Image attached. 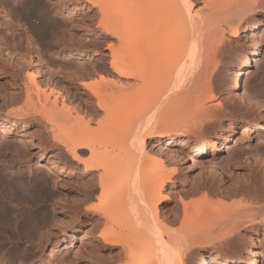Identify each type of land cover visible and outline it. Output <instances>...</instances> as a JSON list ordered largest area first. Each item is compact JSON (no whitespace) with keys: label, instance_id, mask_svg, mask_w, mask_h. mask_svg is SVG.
Returning a JSON list of instances; mask_svg holds the SVG:
<instances>
[{"label":"bare ground","instance_id":"bare-ground-1","mask_svg":"<svg viewBox=\"0 0 264 264\" xmlns=\"http://www.w3.org/2000/svg\"><path fill=\"white\" fill-rule=\"evenodd\" d=\"M12 1L16 0H0V15L3 18L0 24H3L4 32L6 31V34L3 32L5 34L3 36L6 40H12L13 30L7 33L12 26V18L9 19L10 15L17 20L29 19L30 22L26 28L30 32L33 42L40 49H35L37 51V61H34L29 53L32 51H30L31 48L28 47V43L25 45L23 53L20 52V48L17 46L13 51L5 52L7 58L4 57V54H1L2 50L0 48V71L4 73L7 71L6 68L10 67L11 86L15 88L11 92L12 94L5 96V105L19 103L22 92L27 98H25V103L27 100L26 105L21 104L22 106H16L17 108H13L14 105H12L11 109L6 110L4 115L13 116L14 119H2L1 123L7 127L21 126L25 124L26 120L41 118L43 124L48 125V130L56 143L62 145L74 160L83 163L86 175L97 172L95 174L98 178L97 183L100 192L105 191L106 187L107 190L110 183L114 187L113 191L107 192L108 195L111 192L108 197L103 195L105 192H102L103 197L106 196L104 198L108 199L103 206L100 203L101 205L98 204L97 207L87 206L82 209L81 202H79L75 204L76 209L71 213V216L73 215L75 218L82 215L92 216L93 221L90 227L92 232L96 231L101 222L105 223L104 227L99 232L97 231L98 234L95 238L98 242L101 241L102 247L108 254L105 256L103 254L101 260L93 264H103L105 261L115 263L123 256L122 254L130 257V264H188L189 260L192 259L191 253L195 248V244H197L196 246H198V243L210 244L215 250L223 246L234 247L235 240L238 239L239 241L244 233L253 232L260 226L264 228V189L259 186V177L261 179V176L254 172L253 169L255 168H251L250 163L247 177L236 179L230 182L227 187H224L221 169L216 165H212L209 171L203 173L197 182H192L191 187L189 186L190 188L186 189V182L178 180L180 176L175 174V168L169 169L163 163L164 161L162 162V159L154 162L145 160L146 154L149 152L146 150L148 137L161 139L163 136H167L164 139L167 141L166 144H173L174 142L181 144L189 148V152H202L206 149L203 145L201 147L192 145L190 141L194 140L196 135H202L201 132L204 129L207 135L208 131L204 127L208 128V126L222 122L220 118L222 115L220 111L222 110H218V107L224 103H219L220 100L216 101L218 97L214 99V94L218 92L213 91L214 89L211 91V85L213 84H211L212 81L210 82L211 76L214 73V76L217 74V70L214 71V69L221 62L220 58H222L219 55L218 59L215 55V52L221 46L219 41L223 38L225 29H228L227 31L232 34H236L241 24H246L250 19L257 18L254 23L246 24V29H244L245 38L250 39L252 34L249 31L256 30L260 28L261 24H264V21H261L258 17L264 11V0H203V6L200 8H195L196 0H107V2L104 0H86L92 7H98L103 17L106 15L109 19V15L112 13L121 15L122 20L114 24L110 20L111 23H108L109 21L105 20L106 16L101 18L102 20L99 23L104 28V34L116 35L120 42H124L121 39L127 35L126 31L130 22L136 21L139 30L136 41L132 46H129L131 52L114 49L111 51L113 53H111L109 61L114 74L118 77L132 79L133 84L123 86L118 85L119 82L118 84L113 81L108 82L104 79L103 74L100 75L99 80L82 82L81 84L86 90L83 92L87 96L90 94L95 98V103L99 110H102L103 117L98 119L95 115L97 118L95 120L94 114L98 112V109L92 108L93 116L86 118L87 120L83 118L87 124L83 123L85 127L82 130L77 129V131H71V129H74L70 125L71 119L74 118H70L71 108H67L68 104L57 91H40L37 74L30 70H26L24 80L21 81L20 79L22 67L27 68L32 63L38 67L46 66V68H49L51 58L44 62L41 57L42 54L40 55L41 52L44 53L45 51L42 50L44 44L47 47H53L52 41H46L49 36L53 35L55 30L52 20L50 21L45 15V12L48 13V5L41 0H18L13 4ZM223 13L225 15L221 21L226 28L219 26V24L214 25L215 18ZM212 25L216 27L213 26V30L210 29ZM211 36L212 38H210ZM4 37H1L0 40H2V44L6 45L7 41L3 40ZM213 37L215 38L213 39ZM44 39L45 41H42ZM211 39H213L212 42ZM17 44L21 45L19 42ZM248 44L246 51L239 54L237 58L241 67L249 65L256 52L255 47H251L252 43ZM218 52L224 54L221 53L222 51ZM130 53L132 55H129ZM89 57L92 58V55ZM14 60L17 61L15 64L13 63ZM20 61L23 62V66L18 64ZM103 64L99 63V66H103ZM262 70L264 72L263 68ZM257 78L260 77H253L250 78V82L248 81V89L244 91L248 97L247 102L242 100L241 97L238 102L236 101L237 103H230V99L227 101L234 106L229 105L230 107L236 108L238 111H241L243 106H247L245 108L248 110L253 109V112L255 111V114L253 113L254 115L249 119L240 116L231 123L233 125L232 131L238 124H240L242 130L241 137L236 138L235 142L240 141L246 145H249V143L244 138L255 137L259 139L260 136L264 137L262 135L264 132V83L260 84L259 88L261 85L263 86L260 88L261 90H258L259 83L257 80L261 81V79ZM235 86H237V82H235ZM195 89L200 91L201 94V91L207 89L209 92L206 90L205 93L208 92L206 94L208 97H203V100L200 98L199 101H195L196 103L194 102L190 106L188 103L189 96L192 95ZM34 91H37L35 93L37 94L35 103L29 101L32 99H30V92ZM210 91L214 94H211ZM50 94L54 95L53 102L55 105L57 102H61L63 106L61 110L58 108L55 110L53 107L54 110L45 109V105L49 103ZM219 96L221 95L219 94ZM205 98L210 99V102H204ZM212 99L215 100L214 103L211 101ZM227 104L226 106L224 104V107L222 106L224 110H226ZM257 106H260V108ZM129 109L134 110L130 111ZM214 115H216L215 118ZM223 115H225V111ZM111 118L115 122L112 123L113 125L111 124L112 127L106 132L104 148L122 147V151L115 155L106 156L95 150L96 147H94L90 138V133L96 130L102 132ZM217 118H220V120ZM74 120L78 121L75 118ZM92 122H95L96 128L94 127L95 124L91 126ZM202 123L205 124H203L204 127L201 130ZM65 132L67 134L61 135ZM181 136H186L187 139ZM258 146L261 152H264V143L258 144ZM57 148L59 149L58 146ZM76 149H85L87 155L84 157L77 154ZM231 152L236 160L242 151L236 149ZM253 161L251 164L259 165L258 161ZM229 167H231L230 164ZM63 168L60 167L59 172L70 174L66 168ZM231 177L233 178L232 175ZM46 181L43 178L35 182H41L42 184L50 182ZM175 183L176 186L173 187L172 185ZM172 187L175 188L178 198L173 206L174 211L172 210L175 213H172V217L167 220V217L164 216L166 213H161L159 206L160 204H166L171 199ZM166 190H168L167 193ZM196 192H202L204 198L201 193L200 197L206 201L209 193L219 196L223 200L222 202L228 201L225 200L226 198L231 199L240 194L250 196L252 201L250 200L246 205H242L245 203L240 202L242 203L241 206L238 205L239 202L238 204H232L233 206H230L233 210L231 207H227L226 202L222 204L221 200L219 203V200L217 201L216 206V203H213L214 206L211 204L213 207L208 206V203L211 202L210 197L207 204L203 202L205 206H198L197 202L195 205L193 201H185L186 196ZM98 197L100 198L99 195ZM178 204L181 206V210H179L182 213L181 220H179L181 224L173 227L172 223L174 224L179 219ZM211 208L213 210L217 208L214 213L220 214H210ZM217 210H219L218 213ZM229 211H232L231 214H229ZM207 213L212 215L211 220L214 215L219 216L217 217L218 220L216 219L222 226L219 227L222 229V231L220 229L219 234L214 235L212 232L202 231L204 227L201 228V225L210 221V219L204 220L207 223L203 221V219H206ZM198 221L203 224L199 226ZM212 222L211 224L215 223V221ZM209 223L208 227L211 226ZM190 224L196 226H189ZM260 236V234H255V237L250 240L246 260L241 257H226L220 251H214L212 258L218 260L219 264H259L257 249L264 245V239ZM52 251L53 249L49 251V255ZM206 256L208 255H201L197 264H207Z\"/></svg>","mask_w":264,"mask_h":264},{"label":"rangeland","instance_id":"rangeland-1","mask_svg":"<svg viewBox=\"0 0 264 264\" xmlns=\"http://www.w3.org/2000/svg\"><path fill=\"white\" fill-rule=\"evenodd\" d=\"M17 1L18 0L12 1V4ZM41 1L48 5V13L45 12V15L50 21L52 20L55 30L53 35L49 36V38L47 36L48 39L46 38V41H52L53 47L50 48L44 44L42 46L44 49L42 48V50L45 51L44 53L41 52L40 55H43H41V57L44 62H46L48 58H51V61L49 63V68H46V66L38 67L37 65H34V63L27 68L22 67L20 79L21 81L25 79L26 70L35 72L40 86L39 90H45L46 92H51L50 90L57 91L68 104L67 108H71L72 117L70 114V118L74 117L78 120H74L75 123L73 121L74 118L71 119L70 125L74 127L71 131H77V129L82 130V128L85 127L83 123L87 124L85 121L87 120L86 118L93 116L92 108L98 109V112L94 114L98 119L103 117V112L102 110H99L96 105L95 98L90 94L87 96L83 92L86 90L81 83L99 80L100 75L103 74L104 79L108 82L113 81L117 82V84L119 82L118 85L123 86L126 84H128L127 86L133 84L132 79L118 77L114 74L111 70L109 61L111 59V53H113L111 51L114 49L131 52L129 46H132L136 41L139 28L136 21L130 22L126 31L129 36L125 35L124 38L121 39V41L124 42H120V39L116 35L104 34V28L99 22L102 20L101 18H104L106 15L103 17L98 7H92L86 0ZM104 1L107 2V0ZM202 6L203 0L195 1V8H200ZM115 14H110L109 19L106 16L105 20H110L113 24L121 21V15ZM220 15L221 14L215 18L214 25L217 26L219 24V26L226 28L221 21L225 13L221 16ZM258 17H260L261 21H264V11ZM11 18L12 26L7 33H10L11 30H13L14 34L11 36L12 40H6L3 36L6 34V31L4 32L3 24H0V39H2L1 37H4L3 40L5 39V41H7L5 45L2 44L3 42L0 40L1 54H4V57L7 58L6 53L8 51H13V49H16L17 47L20 48V52L22 51L21 53H23V51H25L24 47L28 43V47L30 46V51H32L28 52L31 54L32 60L34 59V61H37L36 50L37 48H40L33 42L32 36L26 28L27 25H29V19L17 20L10 15L9 19ZM2 19L3 18L0 15V23ZM256 19H250L246 24H252ZM110 21L108 23H111ZM216 22L218 23L216 24ZM246 24H241V27L236 34H232L227 31L228 29H225L223 31V40L221 39L222 42L219 41V44L222 47L219 45L221 49L218 48L219 50L217 49L215 52V55H217L216 57L221 55L219 57L222 58H220L221 62H219L214 69V71L217 70V74L214 76L215 73L213 72L214 74L211 76L212 80L210 79V82L212 81L211 84L213 85H210L212 87L211 91L214 89L213 91L218 93H215L216 95L211 91L210 93L214 94V99L218 97L216 101L220 100L219 103H224V106L228 103V99H230V103H237L240 97L245 102L248 101V97L244 91L245 89H248L247 85L250 82V78L257 76L260 77L257 78L261 79V81L257 80L259 83L258 87L256 86L257 89L261 83H264V72L262 70V68L264 69V24H261V26H259L260 28L256 30L249 31V33L252 34L250 39L245 38L244 29H246ZM214 25H212L210 29H212ZM217 37L218 35L216 36V39ZM210 38H212V36ZM214 38L215 37H213V39ZM213 39H211V42ZM247 40H250V42ZM42 41H45V39ZM18 42L21 44L20 46L17 44ZM216 42L218 43V41ZM248 43H252L251 47L254 46L256 52L251 59V63L246 67H241L237 58L239 54L246 51L247 46L249 45ZM218 51H222L221 53L224 54H219L220 52ZM90 55H92V58L89 57ZM129 55L132 54L130 53ZM15 62L17 61L14 60L13 63L15 64ZM99 63L104 64L103 66H99ZM18 64L20 66L22 64L23 66L22 61H20V63L18 62ZM6 70L7 71L4 73L0 71V264H93L94 262L101 260L103 254L104 256L108 254V252L102 247L101 241L98 242L95 238L99 230L104 227L105 223L101 222L96 231L92 232L90 231L93 221L92 216L86 217L85 215H82L75 218L73 215L71 216V213L76 209L75 204L79 202H81L82 209L87 206L97 207L100 203L103 206L105 201L108 200L105 199L106 196L108 197L111 193L110 192L108 195L107 192L111 190L113 191L114 187L109 182L110 184L108 185L110 186H108V189L106 190V187L105 191H102L105 193L103 194L100 192L97 183L98 178L96 177L97 172L95 171L92 173L93 175L89 174L90 176L86 175L84 173L83 163L74 160L62 145L56 143L51 132L48 130V125H44L43 120H40L41 118L36 120H26L24 122L25 124L21 126L7 127L1 123L2 119H14L13 116L4 115L7 109H11L12 105H14L13 108H15L16 106L20 107L22 106L21 104L26 105L27 103V100L25 103V94L22 92L19 103L5 105L4 99L12 94L11 92L15 89L11 86L10 67L8 66ZM218 74L220 75L217 76ZM235 82H237V86H235ZM214 84H219L220 86H218L221 89L217 85L215 87ZM263 85H261V87ZM260 88L258 90H261ZM206 90L207 89H205V91ZM205 91H201V94L197 89L193 90L192 95L190 94L189 96V105H193L194 102L199 101L200 98L203 100V97H208L206 94H208L209 91L207 90V93H205ZM35 93H37V91L30 92V99L32 98L33 100H29L32 102L34 101V103L37 101V94ZM219 94L223 97L219 96ZM50 96L48 98L49 103L47 102L48 104L45 105V109L51 110L53 107L55 110L57 108L61 110V108H63L61 102H57L56 106L53 102L54 95L50 94ZM225 98L226 100H224ZM205 99L204 102H210V99ZM214 99L211 100L213 103L215 102ZM223 105L218 107V110L223 111V113L220 111L222 114L220 116L222 122L220 124L215 123V125L208 126V128L212 127L209 129L210 131L207 127L203 126L205 123H202L201 130L202 127L206 128L208 131L207 135L204 129L201 132L202 135L198 134L194 140L190 141V143L195 146L199 145V147H201L203 145L206 147L205 150L202 152H189V148L182 146L181 144L175 142L173 144H166L167 141L164 139L167 138V136H163L161 139L148 137L146 140V150L149 152H147L145 160L154 162L158 160L161 161L162 159V162L164 161L163 163H165L169 169L175 168V174L180 176L178 180L186 182V189L191 187L192 182H197L203 173L209 171L212 165L218 166L219 169H221L220 171L223 172L221 178L224 181V187H227L230 182H233L236 179H241L244 176L247 177V174L249 173L248 168H250L251 165V168H255L253 169L254 172H256L258 176H261V179L259 177V186H261V189H264V152H261L260 147L258 146V144L264 143V137L260 136L259 139L255 137L250 139L244 138V140L249 143V145H246L240 141L235 142V139L240 138L242 135V130L239 126L240 124L234 128V131L231 130L233 127L231 123L236 121L237 117L244 116L243 118L249 119L255 114V111L253 112V109H249V111L245 108L247 106H243V109L238 111L236 108H232L234 106L229 103L225 108L226 110H224ZM257 107L260 108V106ZM224 111L225 115H223ZM88 112L89 114H87ZM263 114L261 113V115ZM96 116L95 120L97 119ZM215 117L216 115H214V118ZM220 118L217 119L220 120ZM112 119L113 118H111L110 121L108 120V125L102 130V132L96 130L95 132L90 133V138L92 139L94 147H96L95 150L101 155L110 156L122 151V147L104 148L106 132L112 127L111 124H114L115 122V120L113 121ZM79 121H81L82 124H80L81 122L78 123ZM91 124V126H93L95 122H92ZM94 127L96 128V124ZM90 130H92V128ZM65 134L67 133L65 132L61 135ZM262 135H264V132ZM181 137L187 139L186 136ZM213 144L215 146H212ZM55 145H57L59 149ZM236 149L239 151L241 150L242 152H240L241 156L239 155L238 159L235 160L231 151ZM76 153L84 157L87 155L85 149H76ZM253 160L258 161L259 165H256L255 163H253L254 165L251 164L254 162ZM229 164L231 167H229ZM60 167H64L63 169L66 168L70 174L59 172ZM229 177L231 178L228 181ZM43 178L50 182H48V184L35 182ZM112 184L114 183L112 182ZM172 186L175 187L176 183ZM173 187L171 188L173 191L169 190L173 192H169L171 193V199H169L166 204H160L159 206L160 212L163 214L166 213L164 216L167 217V220L172 217V213H175L173 212V206L178 198L176 190ZM201 191L203 192V190ZM167 192L168 190H166V193ZM202 192L189 194L184 199L189 202L193 201L195 205L197 202L198 206H205L204 203L207 204L210 198L211 202L210 204L208 203V206H211V204L213 205V203H216V206L218 200V203L220 200L221 202L223 201L214 193H209L208 200L206 201L203 199L204 196ZM200 193L203 198L200 197ZM102 194L106 195L104 196L105 198ZM225 200L228 201H225L226 203L222 202V204H228L227 207L229 206L231 208L234 204H238V202L245 203L238 204L241 206V204L246 205L250 200L252 201L251 197L245 194L236 195L231 199L226 198ZM219 206L220 204L218 205V208ZM216 209L214 208L213 210V208H211L210 214L214 213ZM179 210H181L180 204H178L179 219L177 220L178 222L176 221L174 223L175 225L172 223L173 227L181 224L179 220H181L182 213ZM175 211L177 210L175 209ZM218 211L219 210H217V213ZM230 212L232 211H229V214H231ZM210 214L207 213V217L205 215L206 219H203L202 217L203 221L209 220L213 215ZM214 214H216V212ZM217 217L219 216L214 215V220L210 219V221H207L208 223L210 222L209 225L211 226L209 227L207 226L208 223L206 221H204V223L207 224L199 223L200 221H198L199 226L200 224H203L201 225V228H205H202V231L212 232L214 235L216 233L219 234L221 229L219 227L221 225L219 221L217 222ZM211 222L214 224H211ZM191 224L189 226H196ZM217 229L219 230L217 231ZM255 234H260V237L264 239V228L260 226L253 232L244 233L239 241L238 239L235 240L234 247L223 246L224 248L221 247L223 249L220 248L215 250L210 244L198 243V246L195 244V248L191 253L192 259L189 260L188 264H197L201 255H208L206 256L207 264H219L218 260L212 258L214 251H220L222 255L226 257H241L246 260L248 258L247 248L250 240L255 237ZM242 246L244 247L242 248ZM51 249H53V251L51 252V255H49ZM122 255L123 256L115 263H110L108 261H105L104 263L130 264V257L125 254ZM257 255L259 257V264H264V245H261L257 249Z\"/></svg>","mask_w":264,"mask_h":264}]
</instances>
